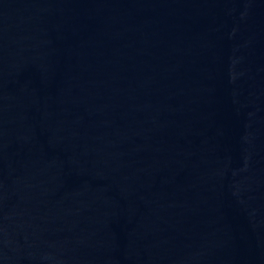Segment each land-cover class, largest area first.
I'll list each match as a JSON object with an SVG mask.
<instances>
[{
    "label": "water",
    "instance_id": "water-1",
    "mask_svg": "<svg viewBox=\"0 0 264 264\" xmlns=\"http://www.w3.org/2000/svg\"><path fill=\"white\" fill-rule=\"evenodd\" d=\"M0 264H264V0H0Z\"/></svg>",
    "mask_w": 264,
    "mask_h": 264
}]
</instances>
